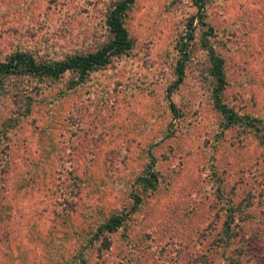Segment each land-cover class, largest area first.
Wrapping results in <instances>:
<instances>
[{"label":"rangeland","instance_id":"1","mask_svg":"<svg viewBox=\"0 0 264 264\" xmlns=\"http://www.w3.org/2000/svg\"><path fill=\"white\" fill-rule=\"evenodd\" d=\"M114 1L0 0V61L94 50ZM204 1L227 82L221 100L259 119L264 134V0ZM194 12L191 0H133L127 54L75 90L62 92L69 72L25 78L35 93L28 113L0 101V264H73L72 231L89 234L128 211L134 194L138 210L108 249H85L87 264H226L240 241L251 264H264V148L249 128L221 129L199 26L167 96L175 44ZM148 165L156 184L143 190L135 179Z\"/></svg>","mask_w":264,"mask_h":264},{"label":"trees","instance_id":"2","mask_svg":"<svg viewBox=\"0 0 264 264\" xmlns=\"http://www.w3.org/2000/svg\"><path fill=\"white\" fill-rule=\"evenodd\" d=\"M191 1L195 7V12L185 20L183 30L179 34L175 44L177 58L173 65L174 79L167 86V96L169 98L172 90L182 81L184 64L191 52L194 30L199 26L201 28V33L199 34L200 46L205 50L208 61V72L212 78V105L222 117L221 129L225 130L233 125H238L245 129L249 128L247 130L252 131L253 136L264 148V134L258 132L260 128L259 119L246 114H239L221 100V92L227 85L224 75L223 59L217 54L215 47L208 41L212 29L205 21V1ZM132 3L133 0H115L108 8L104 16L107 38L95 47L94 50L73 53L57 60L40 61L36 60L26 51H15L8 54L4 60L0 61V101L5 100L13 102L14 104L21 103L22 108H24L21 114L28 113L31 102L35 97L33 94L35 93L28 89L26 85H29L31 81L25 80V78L34 77L40 79V81L45 78L54 81L60 78L63 73L69 72L73 76L64 82L61 89L62 92L75 90L87 80L88 74L91 71L101 69L113 58L127 54L131 48L132 41L125 25V16ZM169 106L174 110L171 103H169ZM4 122L0 123V130L5 128L6 124ZM149 164L152 166V163ZM156 178V173L150 170L148 165L136 177L135 182L143 190H152L155 187ZM216 182L220 184L219 180H216ZM215 188L220 189L219 186ZM140 200V196L134 194L133 202L128 208V211L109 214L89 234L82 229L80 231L74 229L72 234H74L78 241L79 254L72 255L73 260L77 264H87L88 260L85 256L86 248L94 246L97 249H108L111 244L110 235L121 228V225L128 218L129 214L138 210ZM225 228L228 229V225ZM229 237L233 236L229 235ZM243 242L240 241L238 246L232 248L229 252L230 254L225 259L226 264H251L246 257L245 248L248 244ZM225 244H227V241ZM75 262L73 264H76Z\"/></svg>","mask_w":264,"mask_h":264}]
</instances>
